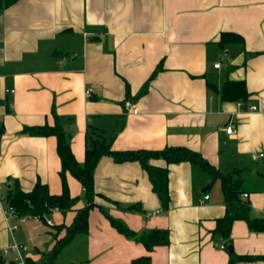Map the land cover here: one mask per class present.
<instances>
[{"label": "crops", "instance_id": "crops-1", "mask_svg": "<svg viewBox=\"0 0 264 264\" xmlns=\"http://www.w3.org/2000/svg\"><path fill=\"white\" fill-rule=\"evenodd\" d=\"M226 80L244 83L245 102L221 99ZM54 123L79 164L102 136L114 152L184 147L221 173L240 171V199L263 218L264 158L252 156L264 153V0H15L0 9V264H15L3 253L13 241L27 247L28 264H42L75 217H6L10 189L41 183L60 193L55 137L22 134ZM66 183L81 207L82 186L70 175ZM94 193L87 231L52 264H131L147 253L137 238L153 230L167 231L168 244L150 252V264H229L231 253L255 258L233 264H264V232L238 220L230 245L212 234L223 193L198 165L169 166L166 210L138 162L103 156Z\"/></svg>", "mask_w": 264, "mask_h": 264}, {"label": "trees", "instance_id": "trees-1", "mask_svg": "<svg viewBox=\"0 0 264 264\" xmlns=\"http://www.w3.org/2000/svg\"><path fill=\"white\" fill-rule=\"evenodd\" d=\"M15 0H1L0 9L13 4ZM222 40L240 42L241 38L236 35L222 36ZM159 69V68H158ZM157 70L155 71V73ZM154 73V74H155ZM153 76V75H152ZM152 78V77H151ZM148 82L140 89L138 96L145 94ZM222 100L246 101L248 94L242 81L226 80L220 90ZM23 135L30 136H53L56 139V151L60 160L59 179L61 191L58 194H51L45 184L37 183L29 192H23L19 188L8 191L7 203L14 211L21 216H35L44 220L52 211L57 210L66 214L75 210L76 214L70 226L65 228L64 235L55 241L52 249L47 253L42 264H52L56 255L70 240L79 233H85L88 227V212L94 207V170L98 161L103 156L113 158L115 162H138L146 172L154 193L158 196L162 209L166 210L169 204V166L189 163L200 166L206 173L214 179H219L224 198V215L216 221L213 235L222 238L228 245L231 244L230 231L235 221L241 220L246 223L253 232H264V218L257 219L249 216L250 208L240 199L242 193L240 189L241 180L238 178L240 171L221 173L214 169L200 154L184 147L165 148L159 151H130L114 152L111 150L110 142L102 136L91 139L84 154V161L79 164L65 141L63 132L57 123L53 126L44 125L41 127L28 128L22 130ZM160 159L165 162V166H153L151 160ZM66 175L72 176L83 188V205L77 208L79 199L71 197L66 183ZM111 225L125 236H133L125 226L118 221L109 218ZM144 246L146 255L134 259L131 264H150V252L157 246L168 244V232L153 230L142 233L138 238ZM251 256H236L230 254L229 264L238 261H252Z\"/></svg>", "mask_w": 264, "mask_h": 264}, {"label": "built area", "instance_id": "built-area-1", "mask_svg": "<svg viewBox=\"0 0 264 264\" xmlns=\"http://www.w3.org/2000/svg\"><path fill=\"white\" fill-rule=\"evenodd\" d=\"M214 67L218 68L219 65H215ZM89 93H90V90H87L86 94H89ZM242 105H243V103L240 101L238 103V106L241 107ZM256 110H257L256 106H250V107L247 108V111H249V112H253V111H256ZM225 132L228 135L234 134L235 133L234 127L232 125L227 126L225 128ZM252 158L254 160H257V159H260V158H264V153H259L257 155H253ZM242 197L246 198L247 194H242ZM206 199H208L207 195L204 196V200H206ZM13 215H15V211H14V209L12 207H9L7 209V212H6V217L7 216H13ZM260 215L264 218V209H262L260 211ZM49 224H51V222H49ZM221 249H225V247L221 246ZM26 250H27L26 246L18 244V243L13 241L8 247L4 248L3 253H4V255H7L8 253H14L15 254V258H14V263L15 264H28L27 260L25 259V257L22 254Z\"/></svg>", "mask_w": 264, "mask_h": 264}, {"label": "water", "instance_id": "water-1", "mask_svg": "<svg viewBox=\"0 0 264 264\" xmlns=\"http://www.w3.org/2000/svg\"><path fill=\"white\" fill-rule=\"evenodd\" d=\"M227 251H228L229 253H231V246H228V247H227Z\"/></svg>", "mask_w": 264, "mask_h": 264}, {"label": "rangeland", "instance_id": "rangeland-1", "mask_svg": "<svg viewBox=\"0 0 264 264\" xmlns=\"http://www.w3.org/2000/svg\"><path fill=\"white\" fill-rule=\"evenodd\" d=\"M60 260H61V259H59V261H60ZM54 264H56L55 261H54Z\"/></svg>", "mask_w": 264, "mask_h": 264}]
</instances>
